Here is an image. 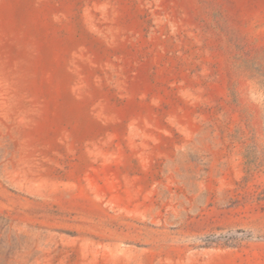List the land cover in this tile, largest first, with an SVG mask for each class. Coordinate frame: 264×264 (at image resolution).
Listing matches in <instances>:
<instances>
[{
    "label": "rangeland",
    "instance_id": "1",
    "mask_svg": "<svg viewBox=\"0 0 264 264\" xmlns=\"http://www.w3.org/2000/svg\"><path fill=\"white\" fill-rule=\"evenodd\" d=\"M0 264H264V0H0Z\"/></svg>",
    "mask_w": 264,
    "mask_h": 264
}]
</instances>
